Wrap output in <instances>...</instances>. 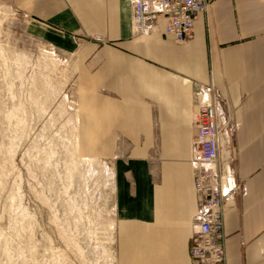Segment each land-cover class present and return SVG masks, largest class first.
Wrapping results in <instances>:
<instances>
[{"label": "crops", "instance_id": "1", "mask_svg": "<svg viewBox=\"0 0 264 264\" xmlns=\"http://www.w3.org/2000/svg\"><path fill=\"white\" fill-rule=\"evenodd\" d=\"M19 4L27 19L88 51L91 86L108 98L110 127L131 144L113 162L122 264H192L191 158L199 107L211 103L217 165L240 185L224 203L226 264H264V0H209L184 43L163 34V19L135 33L131 0ZM91 142L96 153L105 146Z\"/></svg>", "mask_w": 264, "mask_h": 264}, {"label": "rangeland", "instance_id": "2", "mask_svg": "<svg viewBox=\"0 0 264 264\" xmlns=\"http://www.w3.org/2000/svg\"><path fill=\"white\" fill-rule=\"evenodd\" d=\"M69 45L0 0V264H122L113 162L131 144Z\"/></svg>", "mask_w": 264, "mask_h": 264}, {"label": "built area", "instance_id": "3", "mask_svg": "<svg viewBox=\"0 0 264 264\" xmlns=\"http://www.w3.org/2000/svg\"><path fill=\"white\" fill-rule=\"evenodd\" d=\"M132 28L146 32L149 22L163 19V34L184 43L194 35L196 19L209 0H131ZM193 165L196 196L195 231L190 248L192 264H226L224 203L240 189L231 170L218 167L220 152L218 114L214 104H203L197 113Z\"/></svg>", "mask_w": 264, "mask_h": 264}]
</instances>
